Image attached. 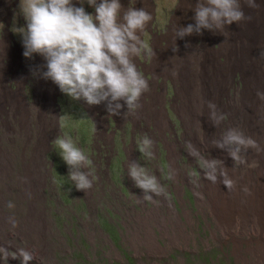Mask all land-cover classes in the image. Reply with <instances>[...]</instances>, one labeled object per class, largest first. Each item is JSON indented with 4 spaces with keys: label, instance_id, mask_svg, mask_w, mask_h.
I'll return each instance as SVG.
<instances>
[{
    "label": "rangeland",
    "instance_id": "1",
    "mask_svg": "<svg viewBox=\"0 0 264 264\" xmlns=\"http://www.w3.org/2000/svg\"><path fill=\"white\" fill-rule=\"evenodd\" d=\"M8 1L0 17V264H25L22 251L31 256L26 264H262L251 211L244 218L234 213L228 225L219 204L244 205V188L264 192V100L257 96L264 92V61L237 67L230 54L217 52L209 31L194 35L189 52L169 34L192 12L188 5L135 0V8L152 13L142 39L156 55L135 58L149 82L140 107L124 105L113 115L104 103L72 100L41 78L44 59L23 55V0ZM120 3L127 8L129 0ZM209 101L226 116L219 126L209 118ZM229 128L261 149L242 152L247 165L214 147ZM64 136L90 159L83 170L93 183L85 192L74 187L59 156L55 140ZM145 136L154 142L151 158L140 151ZM187 142L222 160L235 188L226 189L219 176L216 183L205 179ZM131 162L155 175L164 192L137 188Z\"/></svg>",
    "mask_w": 264,
    "mask_h": 264
},
{
    "label": "clouds",
    "instance_id": "2",
    "mask_svg": "<svg viewBox=\"0 0 264 264\" xmlns=\"http://www.w3.org/2000/svg\"><path fill=\"white\" fill-rule=\"evenodd\" d=\"M78 3L80 6L73 4V0H23L21 10L26 25L19 28L23 55L26 58L34 54L41 56L46 62L41 78L51 80L72 100H83L89 106L104 103L106 111L113 115H119L124 105L130 110L140 107L138 101L149 91V82L135 58L142 53L156 55L142 39V33L153 19L152 13L146 8H135V0H129L127 8L120 0H78ZM85 3L94 13L85 10ZM244 5L252 9L259 7L255 0H244ZM188 7L194 12V24L175 26L174 41L177 37L202 34V29L224 35L227 25L247 18L241 0H196L194 7L190 4ZM172 51H177L176 46ZM257 96L264 100V92L257 91ZM207 107L214 126H219L226 116L219 113L211 101L207 102ZM153 143L147 136L141 141L140 151L149 158L153 156ZM55 144L74 187L84 192L90 189L91 173L83 170L90 164L89 157L70 136L58 137ZM213 144L226 150L238 165H247L242 152L249 148L261 150L257 141L237 128L227 129ZM186 146L189 155L198 159L205 179L216 183L219 176L226 189L235 188L236 181L229 177L222 160L204 157L190 142ZM129 177L145 193L151 191L159 196L164 192L157 177L136 162L129 164ZM143 199L155 203L149 195ZM21 255L25 264L31 259L27 252L22 251Z\"/></svg>",
    "mask_w": 264,
    "mask_h": 264
},
{
    "label": "bare ground",
    "instance_id": "3",
    "mask_svg": "<svg viewBox=\"0 0 264 264\" xmlns=\"http://www.w3.org/2000/svg\"><path fill=\"white\" fill-rule=\"evenodd\" d=\"M8 0H0V17H4L8 9ZM16 2V0H14ZM259 5L258 8L252 9L244 5V0H241L242 8L245 12L246 19L242 20L238 24L233 23L225 27L224 35L219 32H213L209 30L202 29L201 32H208L212 37L218 41L219 51L225 56L230 54L232 60L237 67H247L254 61L263 62L264 61V0H255ZM13 2H11L12 5ZM196 0H180V7L186 5L195 6ZM194 12L186 13L182 16V21L176 23L169 34L172 38L175 37L174 27H185L188 24H194L192 17ZM195 33L185 36L182 41L183 45L189 52H194V46L191 43ZM201 35V34H199ZM178 38V37H177ZM187 45V47H186ZM165 51L162 50L159 59L164 58ZM224 78L229 75L230 67L226 66L223 68ZM244 205L238 203L234 205L233 201L227 202L226 200L220 201L219 212L221 218L227 222L229 225L234 213L238 214L244 218L246 214V209L251 211L253 226L256 231V251L262 259V264H264V192L260 190V187H253L252 191L244 193L242 197ZM227 202V203H226Z\"/></svg>",
    "mask_w": 264,
    "mask_h": 264
}]
</instances>
